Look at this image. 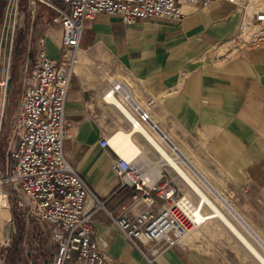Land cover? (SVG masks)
Listing matches in <instances>:
<instances>
[{"label": "crops", "instance_id": "obj_1", "mask_svg": "<svg viewBox=\"0 0 264 264\" xmlns=\"http://www.w3.org/2000/svg\"><path fill=\"white\" fill-rule=\"evenodd\" d=\"M256 3L259 2L249 1L250 11ZM179 10L181 17L177 21L147 19L124 25L118 16L107 14L86 20L77 53L78 62L68 84L64 102L67 129L62 140L63 155L95 196L96 200L87 202L86 209L97 201L102 204V208L92 214L91 222L99 250L120 264L230 262L205 243L208 225L186 237L185 250L178 246L166 248L156 242L139 245V251L115 228L107 211L117 214L122 203L127 205L128 190L120 188L116 174L110 169L113 155L108 148L100 147L98 140L101 134L114 136L127 124L116 108L101 99L103 90L110 83H125L136 101H142L148 95L158 97L150 114L157 126L158 134H155L158 138H162L159 131L167 139V136L195 135L196 139H202L203 146L208 147L223 169L245 171L251 176L254 171L264 168V42L231 58H217L219 44L236 31L239 5L216 0L205 7L181 4ZM56 35L57 39L55 35H44V50L51 60L58 55L59 31ZM181 158L180 162L187 163L222 203L231 206L191 160L195 168L183 156ZM188 175L197 185L196 180L214 194L198 176ZM227 203L225 206L235 214L236 210ZM7 215L5 218L4 211L0 214V242L8 240V231L3 229L4 223L10 221L9 211ZM216 219L246 252L249 251L222 221ZM243 221L247 228L238 227L257 242L258 236ZM234 222L237 224L236 220ZM196 233L201 245H195L190 237ZM196 246L205 247L206 251L201 252ZM154 249L158 251L156 255L151 252ZM247 253L261 264L252 253ZM46 260L42 259L41 264Z\"/></svg>", "mask_w": 264, "mask_h": 264}, {"label": "built area", "instance_id": "obj_2", "mask_svg": "<svg viewBox=\"0 0 264 264\" xmlns=\"http://www.w3.org/2000/svg\"><path fill=\"white\" fill-rule=\"evenodd\" d=\"M56 1L59 6L47 0L44 3L55 13L51 22L59 31L57 58L51 60L46 56L44 37H40L28 71L21 80L15 117L7 129L5 84L10 78V51L5 56L0 53V210L13 207L27 220L45 222L52 245L45 264H120L99 250L91 222L92 214L102 208V204L97 201L86 209L87 202L96 200L95 196L68 164L62 150L67 129L64 102L78 62L85 21L99 14L116 15L124 25L147 19L177 21L181 17V4L205 7L216 0ZM223 1L240 8L236 31L219 44L220 48H226L218 56L227 59L264 42V7L256 3L250 11L251 0ZM101 99L119 111L129 128L146 127L149 123L152 129L156 128L150 114L158 97L148 95L136 101L129 87L119 81L110 83ZM160 134L165 138L162 132ZM108 137L101 134L98 144L112 153L110 169L116 174L120 188L128 190V204L122 203L117 214L107 211L115 228L139 251V245L156 242L166 248L178 246L185 250L186 237L209 219L202 216L197 220L196 216L204 214L202 209L206 204L197 196L192 199L180 192L168 166L166 169V165H160L158 172L152 174L149 167L137 163V153L129 158L120 156L108 144ZM2 138L4 147L1 150ZM7 247V240H2L0 264H4ZM151 252L156 255L158 251Z\"/></svg>", "mask_w": 264, "mask_h": 264}, {"label": "rangeland", "instance_id": "obj_3", "mask_svg": "<svg viewBox=\"0 0 264 264\" xmlns=\"http://www.w3.org/2000/svg\"><path fill=\"white\" fill-rule=\"evenodd\" d=\"M45 1L46 0H0V53L5 56L10 51V87L4 110L6 129L15 117L21 80L28 71L33 57V50L37 46V40L40 37H44L45 34L55 35V39L58 38L56 35L58 27L51 22L55 13L44 3ZM47 1L53 5L59 6L56 0ZM260 4L261 7H264V2ZM225 48L224 46L217 48L215 56L223 54ZM217 58L222 57L218 56ZM126 124L127 125L122 129L129 132L128 123L126 122ZM155 133L158 134L157 131L151 132V134L164 145L168 154L176 159L183 156L190 164L192 162L264 242V168L254 171V174L251 176L245 171H229L219 166V163L214 159L212 153L208 151V147L203 146L201 143L202 139H196L195 135L184 138L167 136L168 139L160 135L162 137L160 139ZM134 140L136 143H139V146L148 157L149 162L157 160V154L144 143L140 136L134 135ZM170 141L179 148L182 153L180 151H173V146ZM3 142L4 140L2 138L1 150L4 147ZM145 149L148 153H146ZM178 165L182 166L193 178H195L194 176H198L197 178L202 180L187 163L178 162ZM262 165L264 167V163H262ZM164 168L167 169L168 167L164 166ZM236 172L238 175H236ZM169 173L172 176L174 175L180 192L189 195L192 199H196V196L188 190L178 176L172 171H169ZM196 181L203 189L202 191L207 198L212 200L233 224L237 227H246L245 222L236 211L233 210L235 213L233 214L231 209L224 205L229 213L233 215L234 218H232L225 208L218 203L221 201L218 195H215L217 200L214 199L211 193H209L198 180ZM204 183L207 185L206 182ZM207 186L212 191L211 187L209 185ZM213 193L215 194V192ZM3 211L5 212V218L8 216L7 212L9 211L10 213V221L5 222L3 226L4 231H8L7 245L10 246L6 249L4 264H41L42 259H49L52 252V245H50L51 242L45 222L27 220L20 214H17L13 207H10L8 210H0V214ZM202 211L203 213H208L209 209L204 207ZM235 220L237 224L234 222ZM9 222L11 224L8 225ZM207 225L208 228L205 232L208 241L205 243L209 248L216 249L218 251V256L227 258L230 264H257L244 248L230 236L229 232L221 226V223L216 218H209L206 220L204 226ZM239 229L264 255V244L261 240L257 237L259 241L257 240V242H254L244 230L241 228ZM193 232L195 233V231ZM190 237L193 239L192 241H195V245H201L199 242L200 239H197V233L195 236L190 235ZM189 238L188 240H190ZM196 247V249L201 252L206 251L205 247L202 249L201 247ZM141 248L145 251V248Z\"/></svg>", "mask_w": 264, "mask_h": 264}, {"label": "bare ground", "instance_id": "obj_4", "mask_svg": "<svg viewBox=\"0 0 264 264\" xmlns=\"http://www.w3.org/2000/svg\"><path fill=\"white\" fill-rule=\"evenodd\" d=\"M259 3H263L264 0H256ZM133 119H131L132 121ZM154 123V122H153ZM155 124V123H154ZM156 125V124H155ZM157 131L156 128H153L150 126V123L145 127L141 125H134L133 127L129 128V132H126L124 130L117 131L114 136L108 137V144L110 147L115 150L120 156L124 158H129L130 156L137 153V163L142 166H147L150 168V171L152 174L157 173L160 165H166L168 166L175 174L178 176V178L185 184V186L188 188L189 191H191L195 196H197L198 199H201L202 203H205L207 206V209H209L208 213L204 214H196L197 220L203 218L202 216H205V218H218L222 223L233 232V234L238 237L250 252L252 253L256 259L261 263L264 264V255L256 248L253 243H251L247 237L241 232V230L233 224L215 205V203L207 198V196L203 193V189L197 185L192 178L188 175V173L181 168L178 165V162L182 161V158L179 157V159L173 158L168 154L167 149L164 147L163 144H161L150 132L149 130ZM136 133V134H135ZM140 134L143 136V141L148 147H152L158 155V159L152 162L148 161V157L146 156L145 152L142 150V148L136 144L134 141L133 135ZM139 136V135H138ZM166 138V137H165ZM173 146V151H176V147ZM142 163L146 164L143 165ZM154 167H150V166ZM214 197L215 194H212ZM217 200V198H215ZM221 203L222 206L226 203H222L221 201L218 202ZM226 228V229H227ZM258 240V239H257ZM237 241V240H236ZM259 241V240H258ZM242 245V244H241Z\"/></svg>", "mask_w": 264, "mask_h": 264}, {"label": "water", "instance_id": "obj_5", "mask_svg": "<svg viewBox=\"0 0 264 264\" xmlns=\"http://www.w3.org/2000/svg\"><path fill=\"white\" fill-rule=\"evenodd\" d=\"M9 87H10V78H8L6 80V84H5V92L8 93L9 91ZM161 133V131H159Z\"/></svg>", "mask_w": 264, "mask_h": 264}]
</instances>
